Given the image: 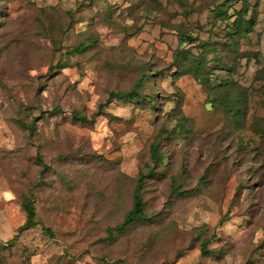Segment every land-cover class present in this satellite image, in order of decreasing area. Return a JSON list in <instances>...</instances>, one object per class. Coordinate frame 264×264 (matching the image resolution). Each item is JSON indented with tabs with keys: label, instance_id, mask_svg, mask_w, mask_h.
<instances>
[{
	"label": "rangeland",
	"instance_id": "374dc122",
	"mask_svg": "<svg viewBox=\"0 0 264 264\" xmlns=\"http://www.w3.org/2000/svg\"><path fill=\"white\" fill-rule=\"evenodd\" d=\"M0 264H264V0H0Z\"/></svg>",
	"mask_w": 264,
	"mask_h": 264
},
{
	"label": "trees",
	"instance_id": "16d2710c",
	"mask_svg": "<svg viewBox=\"0 0 264 264\" xmlns=\"http://www.w3.org/2000/svg\"><path fill=\"white\" fill-rule=\"evenodd\" d=\"M241 27L242 26L240 25L238 27V29L240 30ZM189 41L194 42V39L189 37ZM84 49H85V45L81 44L72 51V54L82 53L84 51ZM198 60L200 61L199 65L201 66V63L205 59L203 57H201ZM197 67L198 68H196V69L198 70L200 67L199 66H197ZM144 81H145V78H143V80L141 82H139V84L136 86V88L134 90L124 92V93L112 92L110 94L109 98L117 100V101H122V102H129V101H134L136 99H142V98H144V96L138 92V89H142L146 86ZM73 117L77 120L88 122L87 117L79 115L77 113H74ZM152 156H153L155 163H157L158 161H160L162 163L163 156L159 153L157 146L153 147ZM38 160L43 165V170L41 172V175H44L46 170L48 169V166H46L40 158ZM145 179H146V176L144 174L139 175V179L137 181V186H136V189L134 191L133 207L128 212V214L124 217L123 221L120 224H118L114 227L108 228V230H107L108 238L107 239H112L114 237L115 233L122 232V231L126 230L127 228L132 226L135 222L139 221L143 217L144 210H145V202L143 199L142 192H143V189L145 187ZM33 197H34V194L32 192H29V195L24 199L22 207L26 213L27 219H26L25 224L23 226H21L18 231H19V233H22L24 230H28V229H31V228L38 226L45 233L52 235V231L49 228H47L40 221L36 220V208L33 205V203H34L32 201ZM15 239H17V237H15ZM13 241L8 242V246L12 245ZM203 254H208V252L206 250H204Z\"/></svg>",
	"mask_w": 264,
	"mask_h": 264
}]
</instances>
